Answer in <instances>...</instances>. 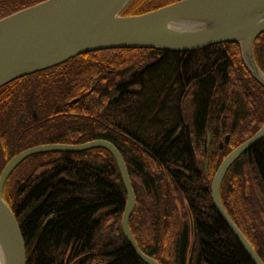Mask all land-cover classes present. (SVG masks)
<instances>
[{"label":"trees","instance_id":"trees-1","mask_svg":"<svg viewBox=\"0 0 264 264\" xmlns=\"http://www.w3.org/2000/svg\"><path fill=\"white\" fill-rule=\"evenodd\" d=\"M42 1L0 0V18ZM177 1L132 0L122 15ZM254 56L264 71V33ZM262 126L264 88L237 44L97 51L0 88V172L34 146L110 141L134 188L129 225L144 253L160 264H253L215 211L211 184L224 158ZM8 180L3 197L19 222L26 264H144L122 233L127 193L108 151L37 155ZM220 199L264 261V140L228 171Z\"/></svg>","mask_w":264,"mask_h":264},{"label":"water","instance_id":"water-1","mask_svg":"<svg viewBox=\"0 0 264 264\" xmlns=\"http://www.w3.org/2000/svg\"><path fill=\"white\" fill-rule=\"evenodd\" d=\"M132 0H44L0 18V88L21 78L52 69L78 56L113 49H153L173 53L204 50L234 43L249 75L264 88V71L254 46L264 33V0H179L151 12L123 16ZM189 153L194 155L190 126L185 125ZM220 143V151L229 144ZM264 140V126L220 164L211 184V198L253 264H264L232 220L220 199L221 185L231 167ZM209 135L205 139V165ZM104 149L114 158L127 193L122 233L144 264H160L139 247L129 225L136 195L125 161L110 141L83 144H45L15 155L0 174V264H26V245L15 213L3 197L9 176L27 159L47 153H81Z\"/></svg>","mask_w":264,"mask_h":264},{"label":"rangeland","instance_id":"rangeland-1","mask_svg":"<svg viewBox=\"0 0 264 264\" xmlns=\"http://www.w3.org/2000/svg\"><path fill=\"white\" fill-rule=\"evenodd\" d=\"M263 127V126H262ZM258 132V131H257ZM209 135V134H208ZM205 139H206V136H205ZM209 141H210V135H209ZM221 143H225V141H223V142H221ZM209 146H210V144H209ZM229 147V144L227 145V146H225L224 145V147H223V149L224 148H228ZM219 152L220 153H222L223 152V150L222 151H220V146H219ZM193 156H195V151H194V155ZM202 160H203V165H204V168L205 169H207L208 168V164H209V147H208V149H207V157H206V165H205V143H204V147H203V151H202ZM0 163H2V162H0ZM1 167V166H0ZM2 168H1V172H2ZM1 172H0V174H1ZM11 176V175H10ZM9 176V177H10ZM9 179V178H8ZM18 180H19V182H21V179L19 178V177H17L16 178V182L19 184V182H18ZM9 181V180H8ZM213 181V180H212ZM96 264V263H95Z\"/></svg>","mask_w":264,"mask_h":264},{"label":"flooded vegetation","instance_id":"flooded-vegetation-1","mask_svg":"<svg viewBox=\"0 0 264 264\" xmlns=\"http://www.w3.org/2000/svg\"><path fill=\"white\" fill-rule=\"evenodd\" d=\"M21 79H22V78H21ZM19 80H20V79H19ZM33 118L37 120V115H36V112H35V111L33 112ZM0 162H2L1 159H0ZM1 165H2V163H0V166H1ZM16 169H17V168H16ZM16 169H15V170H16ZM15 170H14V171H15ZM18 182H19V180H18Z\"/></svg>","mask_w":264,"mask_h":264}]
</instances>
